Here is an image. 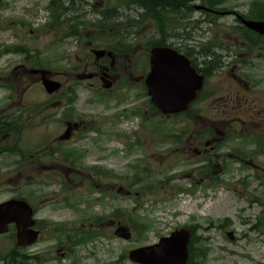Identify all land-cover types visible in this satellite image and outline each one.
Returning <instances> with one entry per match:
<instances>
[{"label": "rangeland", "instance_id": "rangeland-1", "mask_svg": "<svg viewBox=\"0 0 264 264\" xmlns=\"http://www.w3.org/2000/svg\"><path fill=\"white\" fill-rule=\"evenodd\" d=\"M51 1L0 0V119L20 107L44 108L47 103L42 111L51 118L43 124L44 118L32 117L30 129L18 143L33 150L31 166L26 160L23 165L21 155L0 158V204L26 198L36 211L37 222L48 223L38 224L40 239L26 249L15 245L14 228L0 236V258L14 246L18 254L39 256L40 263L30 264H137L129 260L130 251L190 228L201 239L195 248L207 253L200 264H264V154H254L253 144L245 143V161L234 158L244 154L243 146H238L244 144L241 135L259 142L264 133L256 130L264 120V43L251 50V43L238 29L236 14L248 17L255 11L253 4L264 0H226L221 7L229 13L222 16L203 11L174 15L179 22L169 29L167 43L188 50L202 69L216 60L206 85L208 99L194 106V116L175 118L154 112L142 82L128 80L120 71L112 75L115 80L110 90L100 80L77 79L94 71L91 49H104L101 44H131L135 54L120 60L129 65V71L135 66V76L144 74L145 43L160 38L156 24L142 20L135 10L119 8L118 19L112 21L115 36L100 40L91 26L100 19L108 0H74L73 4L59 0L63 4V11H57L63 14L60 24L54 23ZM193 4L204 3L193 0ZM70 26H79L83 35L68 37ZM18 47L27 52L6 51ZM27 56L38 58L43 67L30 64ZM36 70L49 72V78L63 85L57 98L46 94L41 75L32 73ZM9 86L14 87L13 93ZM69 92L76 96L72 120L62 116ZM238 95L243 101L252 99L249 108L243 109L246 116L233 110ZM225 101L232 108H226ZM250 115L256 119L248 125L252 128L243 131L239 124L233 136L226 124L218 123ZM68 123L72 132L67 140H58L57 158L56 146L47 142L64 134ZM206 129L212 134L227 131L228 135L220 136L219 148L200 145L198 134ZM169 134H178L181 142L164 139ZM15 144L16 138L0 141L2 148ZM47 146V163L41 162L50 167L56 161L58 168L33 170L45 153L37 151ZM59 148L65 154L67 149L78 152V163L74 165L70 158L66 161ZM210 159L209 174H199ZM66 198L78 202L77 209L64 207ZM89 214L101 220L86 222ZM120 225L129 228L130 240L116 236ZM89 231L99 237L77 246L75 256L70 257L67 237Z\"/></svg>", "mask_w": 264, "mask_h": 264}, {"label": "water", "instance_id": "water-1", "mask_svg": "<svg viewBox=\"0 0 264 264\" xmlns=\"http://www.w3.org/2000/svg\"><path fill=\"white\" fill-rule=\"evenodd\" d=\"M251 31L264 36V22L242 20ZM97 57L105 52H95ZM111 56V54H109ZM151 71L146 79V86L153 105L163 115H176L186 112L191 103L197 100L203 89L204 77L192 67L190 60L170 48H155L150 57ZM44 75L46 73H43ZM43 85L49 94L60 89V84L43 77ZM33 209L22 200H10L0 205V235L9 231V226L16 225L17 244L26 247L38 240L39 233L32 230ZM117 235L126 240L131 235L127 229H119ZM191 234L180 230L170 237L162 238L159 243L134 250L130 260L138 264H187L188 244Z\"/></svg>", "mask_w": 264, "mask_h": 264}, {"label": "trees", "instance_id": "trees-1", "mask_svg": "<svg viewBox=\"0 0 264 264\" xmlns=\"http://www.w3.org/2000/svg\"><path fill=\"white\" fill-rule=\"evenodd\" d=\"M190 1L192 0H119L120 5H124L125 7H127L128 9H135L136 11H138V15L140 14V18H142L144 21H153L154 23H156L157 25V29L159 32H161L162 34V39L153 41L150 40L148 42L145 43L146 46L149 47H158V46H164L166 45V33L167 30L169 29V24L170 21H176L177 20L175 18H170V15L172 14H179L181 9H186L190 12H193L194 7L192 6V4H189ZM207 6L209 8L212 9H216L218 8V6L223 5V3L226 2V0H205ZM74 3V0H72V4ZM256 3V2H254ZM62 3L59 0H52L50 2V6L49 9H51V11L53 12V18L55 17L54 23H61V13H59V15L57 14V11H63L62 8ZM255 11L252 12V14L249 16L250 19H254V20H262L264 21V3H256L253 4ZM65 12L68 10V8L64 7ZM100 19H98L97 21L95 20L94 24H92V27L101 32V36L105 37L107 35H109L108 32V28L109 29H113V27L115 26L113 24V19H118V9L117 6L113 9H109L106 12H101L100 14ZM111 15V16H109ZM110 18V19H109ZM109 22H111L109 24ZM69 36H73V37H80L82 34L79 26H70V30H69ZM246 35L247 37H249L251 35L250 31H246ZM254 35V34H253ZM253 45H258L260 40L259 38H257L256 35H254L253 39H252ZM254 46V47H255ZM113 52H115L118 55H124V54H131L133 52V46L130 45L129 43L126 44H120L118 45V47H111L110 48ZM15 53L18 54H23L25 52H27V50H25V48L23 47H18L16 49L12 50ZM4 150L0 149V154L3 153ZM138 227H145V225H141L138 224ZM79 238V237H77ZM86 238L81 237L80 240L84 241ZM200 238H198L195 233L193 235L192 238V244L190 247V260H189V264H200L199 260L205 259L207 257V253L203 251V249H201V251H199L200 249H196L195 246L199 243ZM15 252L17 251H13V253H11V255H7L5 257L6 262L10 263V264H14L16 261L18 262V264H25L26 263V256L25 255H20L17 256V254H15Z\"/></svg>", "mask_w": 264, "mask_h": 264}, {"label": "flooded vegetation", "instance_id": "flooded-vegetation-1", "mask_svg": "<svg viewBox=\"0 0 264 264\" xmlns=\"http://www.w3.org/2000/svg\"><path fill=\"white\" fill-rule=\"evenodd\" d=\"M110 61L111 60L108 57H103V58H101L99 60H95V63L92 65V67L95 68V71L91 72L92 80H100V81H102V77H104V74H105L104 72H106V69H107V66L106 65L108 63H110ZM193 63L197 67V69L199 70V72L202 73L206 78H208L206 71H210L212 68L211 67L208 68V66H207L206 69L205 68L202 69V68H200V67L197 66V63H195V62H193ZM122 71H123V73H126L127 72V67L124 66V65H122ZM129 77L132 78V75H130ZM233 78L238 83H241V84L243 83L242 80L238 78V76L233 77ZM112 79H113V81L115 80L114 77H112ZM206 83H207V79H206ZM236 98H237V102H235V106L233 107V110L238 109L241 115H245L246 116L247 113L244 112L243 109L244 108H249L250 104L252 103V101H250V100H252V99H245L243 101L241 95H238ZM238 98H240L241 100H239ZM206 99H208V98L206 97ZM206 99L205 100H202V103L205 102ZM224 106L226 108H232L231 107V104L228 101H225ZM22 108H24V107H22ZM233 110L231 111L230 114H232ZM31 115L32 114H30V113L29 114H24V113H22L19 110L17 113L16 112L12 113L8 117V121H10V123L13 124L16 118L18 120L23 119L24 122H25V126H27V124L30 123V121H31V118H32ZM33 115H34L33 116L34 117L33 119H36V117L41 118V119H43V118L45 119L46 118V115L43 113L42 110H38ZM250 116H251V118L250 117L249 118L247 117V118H244V119L242 117H239L238 118V117H235L234 116V117H230L229 119L220 120L218 123H220V124H226L227 127L230 128V131H232L230 133V135H232V133L233 132H236V130H237V128H235V129H233V128L234 127H237L239 124L241 126H243V127H241L243 131L244 130H250L252 128L251 126L249 127L248 125L251 124V122L254 120L252 122V124H253L256 119H254V116H252V115H250ZM260 121H261V123L259 125V129H256V130H258V132L264 131V120H260ZM71 132H72V130L70 129V132H69L70 135H71ZM215 134H216V137L212 140V143H214L215 146L212 148V150H214V149L217 148V146L219 144L218 142L221 140L220 136H224V135L226 136V135H228L227 131H225V130L223 132H216L215 131ZM70 135H69V137H70ZM262 135L263 136L258 139L259 142H257V140H254V146H255V149H256L254 151V154H257V155H263L264 154V133ZM47 143H49V145H53L54 144L56 147H58V136L55 139L51 140V141L49 140ZM48 150H49V148L47 146V148L45 150H43L42 152L40 151L38 153H43V152L47 153ZM32 158H35V156H33V155L30 154L29 159L26 161L27 164H29L30 166H31L30 162H31ZM37 161H39L41 164H38L37 166L33 167V170L36 169L38 172H41V170H43L44 168H46V169L47 168H49V169L58 168V163H56V162H55V165L50 166V167H47L46 165H44L41 162L40 159H38ZM41 166H43V167H41Z\"/></svg>", "mask_w": 264, "mask_h": 264}]
</instances>
